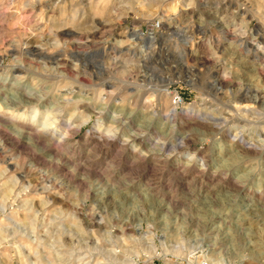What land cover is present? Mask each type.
<instances>
[{
	"label": "rangeland",
	"instance_id": "374dc122",
	"mask_svg": "<svg viewBox=\"0 0 264 264\" xmlns=\"http://www.w3.org/2000/svg\"><path fill=\"white\" fill-rule=\"evenodd\" d=\"M262 141L264 0H0V264H264Z\"/></svg>",
	"mask_w": 264,
	"mask_h": 264
},
{
	"label": "bare ground",
	"instance_id": "6f19581e",
	"mask_svg": "<svg viewBox=\"0 0 264 264\" xmlns=\"http://www.w3.org/2000/svg\"><path fill=\"white\" fill-rule=\"evenodd\" d=\"M150 35V34H149ZM130 36L131 37H133V38H136V39H139V37H141L142 36V34H140L137 30H133L131 33H130ZM153 37L152 36H149V37H147V43H148V46H146V48L147 49H150L151 48V46H152V44H153ZM261 48V47H260ZM146 49V50H147ZM237 105V104H236ZM235 111V110H234ZM231 113V112H230ZM208 120H210L211 122H212V124H214V125H216L217 123H216V119H208ZM47 125H44V127H46ZM263 142V141H262ZM183 142L182 141H180L179 142V145L178 146H180L181 144H182ZM264 143V142H263ZM248 147H250V148H254V145H252V144H249L248 145ZM217 223V222H216ZM215 224V222H213V223H211L210 224V227L208 228V229H212V225H214ZM257 257V256H256ZM262 259V258H261ZM261 259H260V257H258V262L259 261H261Z\"/></svg>",
	"mask_w": 264,
	"mask_h": 264
}]
</instances>
